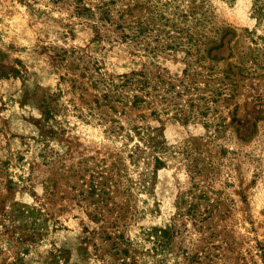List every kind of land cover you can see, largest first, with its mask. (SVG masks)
I'll list each match as a JSON object with an SVG mask.
<instances>
[{
    "label": "rangeland",
    "instance_id": "1",
    "mask_svg": "<svg viewBox=\"0 0 264 264\" xmlns=\"http://www.w3.org/2000/svg\"><path fill=\"white\" fill-rule=\"evenodd\" d=\"M92 1L81 0L91 11L80 15L69 0H0V264H264L262 78L244 80L234 103L217 106L215 118L234 116L235 128L214 135L201 120H147L165 145L164 166L151 172V156L127 157L136 137L109 136L92 119V71L175 79L181 54L135 51L92 23ZM252 1L212 0L236 33L235 58L264 34ZM112 161L126 166L118 177L131 187L98 197L92 179ZM170 225L159 250L151 233ZM121 232L129 244L114 254Z\"/></svg>",
    "mask_w": 264,
    "mask_h": 264
},
{
    "label": "trees",
    "instance_id": "2",
    "mask_svg": "<svg viewBox=\"0 0 264 264\" xmlns=\"http://www.w3.org/2000/svg\"><path fill=\"white\" fill-rule=\"evenodd\" d=\"M69 2L74 4L77 14L91 11L81 0ZM251 11L264 29V0H253ZM92 23L114 32L120 41L146 55L176 57L181 54L184 68L181 76L175 79L165 80L159 73L151 74L144 70L115 76L98 73L96 76L92 71V107H88L92 119L109 136L136 137L127 157L130 162H135L140 156H151V172L164 166L162 155L165 145L157 127L148 125L147 120H159L160 115H171L184 122L201 120L204 127H212L215 135L226 124L235 128L233 122L236 119L232 116L229 123L222 117H216V120L217 106L234 103L233 99L244 87V80L259 76L264 82V34L251 36L248 51L235 58L230 42L236 33L229 24L217 20L212 0H93ZM64 58L65 55L60 57ZM55 70L58 72L60 68L55 65ZM64 75H59L60 81L65 80ZM80 77L91 79L89 75ZM70 80L73 87L77 78L70 77ZM76 87L86 90L82 81ZM125 167L120 168L117 162L112 161L111 166L97 171L95 177L100 175L101 179H92V190H96L98 197L108 194L110 187H113L111 192L116 193L118 184L129 190L130 180L125 174H122V180L118 177V170L123 171ZM49 185L55 187L56 181L46 183L44 188ZM47 193L53 195L54 192L50 190ZM112 199L118 206L116 194ZM115 211L119 212L118 209ZM123 216L115 217L113 224L117 225ZM173 228L172 225L154 228L151 235L155 247L159 250L166 247ZM115 237L111 241L114 254L126 252L129 243L123 233Z\"/></svg>",
    "mask_w": 264,
    "mask_h": 264
}]
</instances>
